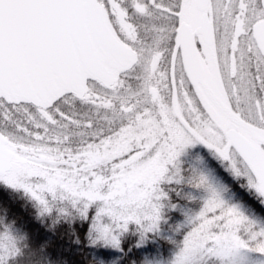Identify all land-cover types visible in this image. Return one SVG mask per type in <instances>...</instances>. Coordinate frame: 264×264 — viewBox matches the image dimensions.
I'll list each match as a JSON object with an SVG mask.
<instances>
[{
  "label": "snow or ice",
  "instance_id": "6c2138e0",
  "mask_svg": "<svg viewBox=\"0 0 264 264\" xmlns=\"http://www.w3.org/2000/svg\"><path fill=\"white\" fill-rule=\"evenodd\" d=\"M0 264H264V0H0Z\"/></svg>",
  "mask_w": 264,
  "mask_h": 264
},
{
  "label": "rangeland",
  "instance_id": "374dc122",
  "mask_svg": "<svg viewBox=\"0 0 264 264\" xmlns=\"http://www.w3.org/2000/svg\"><path fill=\"white\" fill-rule=\"evenodd\" d=\"M205 155H207L206 151H205ZM209 163L213 166V167H216L214 161H211V159L209 158Z\"/></svg>",
  "mask_w": 264,
  "mask_h": 264
},
{
  "label": "trees",
  "instance_id": "16d2710c",
  "mask_svg": "<svg viewBox=\"0 0 264 264\" xmlns=\"http://www.w3.org/2000/svg\"><path fill=\"white\" fill-rule=\"evenodd\" d=\"M28 214H30V213H28Z\"/></svg>",
  "mask_w": 264,
  "mask_h": 264
}]
</instances>
